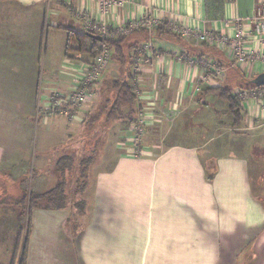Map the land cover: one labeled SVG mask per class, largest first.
Segmentation results:
<instances>
[{
  "label": "crops",
  "instance_id": "0c3cea01",
  "mask_svg": "<svg viewBox=\"0 0 264 264\" xmlns=\"http://www.w3.org/2000/svg\"><path fill=\"white\" fill-rule=\"evenodd\" d=\"M123 1L101 15L97 0H0V191H6L4 183L47 171L40 160L62 150L56 141L69 136L59 119L39 117L40 80L43 90H52L48 83L68 72L63 67L68 31L83 33L85 19L115 29L157 15L180 27L229 36L234 20L253 16L260 0ZM147 34L160 46L191 48L185 40ZM144 38L138 33L131 41ZM251 40L246 46L253 48ZM214 54L223 67L216 81L204 85L197 84L195 68L166 57L158 60V69L142 68L137 79L143 98L136 96L132 114L140 100L146 102L143 125L158 127L169 144L116 157L111 168L98 172L83 226L75 218L86 216L69 215L72 201L60 211L34 210L26 264H264V196L252 178L262 160L255 146L264 145V100L240 103L244 115L253 117L246 130L260 132L250 144L247 135L232 133L237 126L228 105L201 95L220 86L235 92L231 73L242 68L248 79L263 73L264 65L234 66L222 53ZM154 95L162 105H150L157 101ZM224 113L232 120L228 125L219 118ZM260 180L255 176V185ZM6 231L13 241L19 234Z\"/></svg>",
  "mask_w": 264,
  "mask_h": 264
},
{
  "label": "rangeland",
  "instance_id": "374dc122",
  "mask_svg": "<svg viewBox=\"0 0 264 264\" xmlns=\"http://www.w3.org/2000/svg\"><path fill=\"white\" fill-rule=\"evenodd\" d=\"M165 27L169 28L171 27V24L167 23V26ZM185 41L194 47H198L199 45L191 39H187ZM220 52L228 58L225 52ZM162 57H166L171 61L175 60L186 68H195L198 71V85H204L206 83L209 84L211 81H216L221 73H211L209 70H204V78L202 76L200 77V68L190 61V58L194 57L188 58L183 51L175 50L169 46H160L154 42H148L134 55L132 60L133 64L130 68V75L134 78L130 85L132 86L135 96L138 98H143V92L138 86L137 79V77L141 75L142 68L154 66L155 69H158V60ZM205 59L213 61L209 58ZM64 60V70H68V72L66 71L67 73L65 74V78L52 79V83H48V86L46 85V88L55 89L43 90L45 87V85H43L44 80H40L42 83L40 82L39 90V117L40 120H54L55 122L59 119L61 123H64L63 133L69 136H65L64 140L56 141V147L59 143L61 144L60 146L64 145V147L62 146V150L56 151L53 157L46 156L40 160V166L46 168L47 171L35 175L32 180L25 179L21 188L28 193H32L33 190L43 192L51 188L59 177L57 171L59 168L58 163H60L63 158L61 156L66 155L67 158L71 159L73 162V168L69 174L65 176V182H67V192L70 191V197H74V191H79L76 199H79L82 202L84 200L87 204L86 210L83 209L84 211L81 212V214L86 217L78 219L75 218L76 225L80 224L83 226L85 220L87 219V215L85 213L89 214L87 210L88 204L90 205L92 198L91 188L98 172L111 168L116 160V157L128 154L138 156L140 151H142L146 146H149L151 149L153 148L157 151V148H161L169 144L168 142L171 139L169 140L168 136H166L164 132L160 133L158 127L151 126L150 128H146V126L143 125L142 122H144L147 116L143 110V106L146 105V102H143L142 100L139 101V108L136 109L135 114H128L127 107H124L120 112L121 119H117V121H110L107 119L111 105H103V102L114 94L111 91L112 82L115 80L121 81L124 78V70L118 66L111 51L108 54L107 64L102 71L101 77L90 88L92 98L89 103L65 107L56 112L44 111L43 105L47 104L49 101L52 102L54 93L66 94L72 91L71 84L76 81V78L73 76L72 72L70 73L69 64L77 65L84 62L87 63L90 59L85 54L68 53ZM240 70L243 71L241 72L244 73L245 76L249 74L244 72L242 68ZM230 76L231 81H235L236 78L234 74L231 73ZM253 78L254 77L252 76L248 77V79ZM234 93L239 103L255 99L258 102L257 105H260L264 100V94L260 96L258 95V91L241 92L240 90H237ZM154 96L157 101L154 100V102L150 105H158V103L159 105H162V101L159 97L156 95ZM158 100L160 102H158ZM211 101L212 99L208 98V102L212 103ZM203 102H205L204 99ZM219 118L224 120L227 125L229 120L232 121L225 113L221 114ZM251 118L244 115L243 120L236 127L237 130L232 131V133L247 135V137H249L250 144H253L256 138L260 135V132L252 134V132L246 130L248 119ZM130 119H134L133 123H131L132 120ZM261 121L253 120V123H261ZM262 122L264 123V119ZM255 147L257 148V156L262 158V160L260 162L261 164H256L255 175L252 177L254 178L253 184L257 194L264 196V145ZM52 164H54L55 172L52 171ZM258 174L261 175V180L260 185L257 186L255 185V176ZM17 182L13 184L4 183L3 186L6 187L5 189L8 192L14 193L16 187L19 188ZM76 185L78 188H76ZM84 185H86V188H83ZM68 212L69 215L71 213H76L73 211V205L70 206ZM2 215H4L6 222L0 223V264H10L14 246L17 241L16 234L24 228L26 218L20 214V211L16 212L11 210V208H7V210L0 208V216ZM75 215L78 216L77 213ZM10 229H15L14 234L16 237L14 238V241L13 239H7L4 234L7 232L6 230Z\"/></svg>",
  "mask_w": 264,
  "mask_h": 264
},
{
  "label": "trees",
  "instance_id": "16d2710c",
  "mask_svg": "<svg viewBox=\"0 0 264 264\" xmlns=\"http://www.w3.org/2000/svg\"><path fill=\"white\" fill-rule=\"evenodd\" d=\"M167 23L168 21L165 20L162 26H157L151 30L155 34V38H169L173 40L177 39L184 42L185 39L181 38L179 35L171 32L167 27H165L167 26ZM110 30L111 29H109V31ZM68 32L70 43L67 47V54H85L90 60H93L101 52L102 47H107L111 53H113L119 67L124 70L125 78L121 81L115 80L112 82L111 91L114 93L113 98L112 100L105 102L106 105H111L107 119L110 121H117V119H121L120 112L124 107H127L128 114L132 115L134 112L133 106L136 104L137 98L132 87L128 84V81L131 80L130 68L133 64L132 60L134 55L142 48L143 45L150 42V40L147 39V33L149 31L146 29H139L136 31H131L128 35H120L116 38L102 37L101 42H98L87 36V34L96 35L92 32L84 31L81 34H76L71 31ZM138 33L141 35L144 34L145 38L140 41L132 42V38ZM71 40H73L72 44ZM183 52H185L188 58H209L212 59L219 68L223 67L221 62L214 54L221 52L204 43H200L198 47L191 45V48L187 47V49ZM234 76L236 79L233 85L241 92L254 91L262 88H257L252 85L251 79H247L240 70L235 71ZM201 95H214L217 99L225 102L228 105V114L231 116L234 126L239 125L243 120L245 112L236 99L232 88L220 86L216 88L204 89L201 92ZM133 121L134 119L131 121V123H133ZM72 163L73 162L71 159L67 158V156L63 157L60 163H58L59 168L57 172L59 177L55 183V186L42 193H28L24 191L21 188V185L24 183L25 179L19 180L17 182L19 188L16 187L14 193H10L7 190L0 191V206L13 207L20 211V214L26 218L24 228L17 235V241L14 246L10 264H26L28 238L31 231V219L34 210L60 211L67 208L69 202L71 201L72 203L74 202L73 210L78 215L84 211L83 209L86 210L82 201L75 202L74 200L79 194V191H74V197H70V191L67 192V182H65V176L69 174L73 168ZM211 178L212 175L210 174L208 179ZM76 188H78L77 185ZM83 188H86V185H84Z\"/></svg>",
  "mask_w": 264,
  "mask_h": 264
},
{
  "label": "built area",
  "instance_id": "2783aa9c",
  "mask_svg": "<svg viewBox=\"0 0 264 264\" xmlns=\"http://www.w3.org/2000/svg\"><path fill=\"white\" fill-rule=\"evenodd\" d=\"M123 0H97L98 11L101 15H105L112 8L122 7ZM242 22L244 24H242ZM171 27L168 29L187 40L191 39L197 44L204 43L215 49L225 52L228 59L236 66L248 67L253 64L264 65V0L257 3V9L253 16L247 19L236 18L234 20L235 28L232 35L216 34L203 30L180 27L174 21H169ZM164 24L163 18L152 15L149 19H140L132 22L127 26L111 29L92 21L85 19L83 21L84 30L95 33L100 37L116 38L120 35H128L131 31L146 29L148 31L157 26ZM246 39H252L253 48L246 46ZM259 46V50L256 47ZM110 50L102 47L101 52L89 62L80 64H69V71L75 76L76 81L72 83V91L69 93H54L52 102L49 101L43 105L46 112L60 111L65 107L78 106L91 101V86L101 77L102 71L107 64V58ZM191 63L196 64L201 70L200 77L204 70L211 73L221 72V69L214 61H208L205 58H190ZM258 91V95L264 94V87L254 90ZM254 94V93H253ZM245 95V93H244Z\"/></svg>",
  "mask_w": 264,
  "mask_h": 264
},
{
  "label": "water",
  "instance_id": "95a60500",
  "mask_svg": "<svg viewBox=\"0 0 264 264\" xmlns=\"http://www.w3.org/2000/svg\"><path fill=\"white\" fill-rule=\"evenodd\" d=\"M87 36L98 42L102 41V37L98 35L87 34ZM251 84L257 88L264 87V72L251 79Z\"/></svg>",
  "mask_w": 264,
  "mask_h": 264
}]
</instances>
